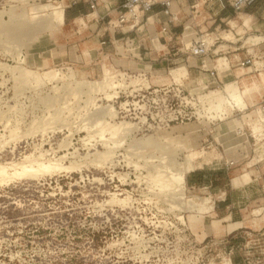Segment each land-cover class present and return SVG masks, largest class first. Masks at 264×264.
I'll list each match as a JSON object with an SVG mask.
<instances>
[{
	"label": "rangeland",
	"instance_id": "1",
	"mask_svg": "<svg viewBox=\"0 0 264 264\" xmlns=\"http://www.w3.org/2000/svg\"><path fill=\"white\" fill-rule=\"evenodd\" d=\"M190 2L171 38L0 0V264H264V10Z\"/></svg>",
	"mask_w": 264,
	"mask_h": 264
},
{
	"label": "built area",
	"instance_id": "2",
	"mask_svg": "<svg viewBox=\"0 0 264 264\" xmlns=\"http://www.w3.org/2000/svg\"><path fill=\"white\" fill-rule=\"evenodd\" d=\"M91 14L98 10L100 6L106 8L104 15H96L94 19H105V16L110 15L112 9H116V17L111 18L108 22L115 28V32L135 31L142 30L144 26L148 29L158 26L164 33L172 31V24L178 18V12L173 8L172 0H84ZM81 2L80 0H73L74 4ZM208 2L209 5H218L221 9L232 8L234 11L241 13L251 8H260L264 10V0H203ZM160 6V7H158ZM197 4H192L196 7ZM197 13L192 11L191 14ZM91 14H87L90 16ZM151 23V25H149ZM186 27V26H185ZM152 30V29H151ZM174 33L170 34L173 37ZM159 40V37H158ZM207 40L202 38L201 43H196L191 48L194 55H203L207 52ZM249 60L242 62L245 64ZM261 110L264 112V103L260 105Z\"/></svg>",
	"mask_w": 264,
	"mask_h": 264
},
{
	"label": "crops",
	"instance_id": "3",
	"mask_svg": "<svg viewBox=\"0 0 264 264\" xmlns=\"http://www.w3.org/2000/svg\"><path fill=\"white\" fill-rule=\"evenodd\" d=\"M81 2H85L84 0H80ZM173 1V8H174V10L175 9H179V11L182 13L181 14V17L183 16L184 17V15L186 16H189L190 14H191V12H192V10L190 9V7H191V2H190V0H172ZM182 3L184 6L181 8L180 7V5H179V3ZM189 2V3H188ZM186 3H188L187 5H186ZM81 3H79V5H80ZM87 5V4H86ZM218 6V5H217ZM87 7V6H86ZM158 7H160V6H158ZM220 7V6H219ZM221 8V7H220ZM102 9V10H101ZM101 10V11H100ZM100 12V13H99ZM105 13V8L103 7V5L102 6H100L99 8H98V10L97 11H95V12H93L92 14H91V12L89 13V14H91L90 16H92L91 18L94 20V17H96V15H101V13ZM103 13V14H104ZM231 10H230V8H228V9H221L220 10V16L221 17H223V18H228V17H230V15H231ZM88 14V15H89ZM116 14H117V12H116V9H112L111 11H110V16L114 19L115 17H116ZM247 16H246V18H245V20L246 21H248V20H251V17H252V15L251 14H246ZM258 19L259 20H261L262 19V22H261V28L264 30V11H258ZM182 24H184V23H180V25L179 26H177V27H174L172 30H173V33L176 35H178V34H181L182 33V29H183V27H182ZM255 40L256 41H258V39L257 38H255ZM238 48H240V47H242V45H238L237 46ZM208 57L209 56H207V57H205L204 59L205 60H203V62L204 63H208L209 62V60H211L212 62H213V64H215V61L216 60H212V59H210L209 58V60H208ZM241 65H244V64H242V61L241 62H238V63H236V65L235 66H237V69H241V68H245V67H242ZM215 67V66H214ZM203 68V67H202ZM254 68V70L257 72V73H260L262 70H264V66H259V67H256V66H254L253 67ZM205 69H207V68H205ZM264 98V94L263 95H257V97H256V100H258L257 101V103H260L263 99H261V98ZM196 174L194 173V174H191L190 175V177H189V180L190 181H192L193 180V178H194V176H195ZM222 193L223 194H225L226 196H231V192L230 191H222Z\"/></svg>",
	"mask_w": 264,
	"mask_h": 264
},
{
	"label": "bare ground",
	"instance_id": "4",
	"mask_svg": "<svg viewBox=\"0 0 264 264\" xmlns=\"http://www.w3.org/2000/svg\"><path fill=\"white\" fill-rule=\"evenodd\" d=\"M56 7H57V6H56ZM59 14H60V20L62 21V20L64 19V16H65V15H64V10L61 9Z\"/></svg>",
	"mask_w": 264,
	"mask_h": 264
}]
</instances>
